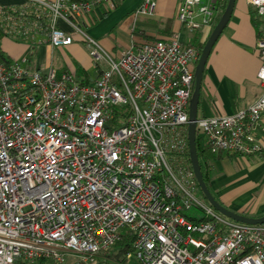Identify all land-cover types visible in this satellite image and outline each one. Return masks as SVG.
<instances>
[{
    "label": "built area",
    "instance_id": "obj_1",
    "mask_svg": "<svg viewBox=\"0 0 264 264\" xmlns=\"http://www.w3.org/2000/svg\"><path fill=\"white\" fill-rule=\"evenodd\" d=\"M247 1L261 22V91L231 114L196 119L195 134L213 155L262 150L252 131L264 114V0ZM154 6L141 0L134 14L151 15ZM19 7L0 10L4 35L44 37L53 48L78 32L97 74L80 84L71 71L0 55V264H93L124 230L132 236L124 258L136 264H264V224L232 221L196 198L186 126L197 48L174 36L113 58L82 28L114 0ZM214 11L212 0H181L175 18L198 30Z\"/></svg>",
    "mask_w": 264,
    "mask_h": 264
},
{
    "label": "crops",
    "instance_id": "obj_2",
    "mask_svg": "<svg viewBox=\"0 0 264 264\" xmlns=\"http://www.w3.org/2000/svg\"><path fill=\"white\" fill-rule=\"evenodd\" d=\"M151 15H135L141 0H114V8H94L86 18L88 36L94 38L113 58L128 47L147 40L177 37L181 43L205 41L219 7L208 27L188 31L176 20L181 0H154ZM24 0H0V6H20ZM209 2L205 0L204 3ZM106 12L105 14H103ZM63 29L67 27L59 23ZM261 27L254 8L247 0H234L230 17L215 40L202 72L197 118L231 114L251 103L261 91L256 72L261 65L256 52V37ZM12 36V35H11ZM3 37V36H2ZM0 38V52L5 60L18 61L28 68L53 67L46 63L44 53L51 48L42 37L29 41ZM65 51L79 57V47L72 42ZM58 73L66 67H53ZM86 75V71L82 69ZM89 77V82L95 78ZM262 146L260 153L247 157L219 153L208 161L209 190L226 209L257 218L264 214V114L252 131ZM203 161V160H202ZM103 254L97 262L103 261ZM104 262V261H103Z\"/></svg>",
    "mask_w": 264,
    "mask_h": 264
},
{
    "label": "water",
    "instance_id": "obj_3",
    "mask_svg": "<svg viewBox=\"0 0 264 264\" xmlns=\"http://www.w3.org/2000/svg\"><path fill=\"white\" fill-rule=\"evenodd\" d=\"M233 3L234 0L226 1L224 9L221 12L220 16L218 17L216 23L211 28L208 36L206 37L204 44L200 50L199 56L194 65L193 87L188 100V109H187L186 138H187L188 159L198 189L202 194L203 198L205 199V201L208 203V205L212 207V209H214L222 216L235 222L262 225L264 224V214L257 218L247 217L226 209L223 205H221L218 201H216V199L212 196V194L210 193V191L208 190V188L206 187L203 181L200 165L196 153V146H195V132H196L195 121L197 119V105H198L202 72L204 69L206 59L209 55V52L215 40L221 33L222 29L224 28L230 17Z\"/></svg>",
    "mask_w": 264,
    "mask_h": 264
},
{
    "label": "rangeland",
    "instance_id": "obj_4",
    "mask_svg": "<svg viewBox=\"0 0 264 264\" xmlns=\"http://www.w3.org/2000/svg\"><path fill=\"white\" fill-rule=\"evenodd\" d=\"M205 0H200V3H204ZM197 8V7H196ZM82 32L87 34L86 28H82ZM88 35V34H87ZM2 38H7L12 40L11 35H5ZM74 44H77L79 47V57L72 56L67 51H65L64 47H53L51 48V53L49 50H47L44 55L46 57V63H49L53 67H66L69 71L72 73L75 72L77 69H84L89 77L94 76L95 68L93 66V62L91 58L89 57L87 53V49L82 42V36L77 32L73 34V41ZM196 198L203 204L208 205V203L205 201L203 196L201 195L200 191L197 190L196 192ZM188 215H194L196 217H200L202 215V212L198 209H191L189 211L185 212ZM109 255L104 256L105 259L103 261L97 262V258L93 262V264H136L134 259L130 256L127 258H124V260L121 258V256H118L119 259H117V254H115L114 249L110 248L107 250ZM115 254V255H114ZM102 255V254H101ZM102 256V257H103ZM119 260V261H118Z\"/></svg>",
    "mask_w": 264,
    "mask_h": 264
},
{
    "label": "trees",
    "instance_id": "obj_5",
    "mask_svg": "<svg viewBox=\"0 0 264 264\" xmlns=\"http://www.w3.org/2000/svg\"><path fill=\"white\" fill-rule=\"evenodd\" d=\"M226 1L227 0H215V3L219 7V12H218V14L214 20L213 25L216 23L218 17L220 16L221 12L223 11L225 4H226ZM19 8H20L19 6H15V7H11V6H2L1 7L0 6V10L5 11V12L11 11V10H14V12H18ZM105 13L106 12H104L103 14H105ZM41 24L45 25V22H41ZM213 25H212V27H213ZM2 36H5V35L2 32V29L0 28V38ZM14 37L16 39L18 38V39L24 40L18 36H14ZM190 43L193 44L197 48L198 56H199V53H200V50L204 44V41L201 43H198L197 39L194 38L193 42L191 41ZM0 55H1V52H0ZM1 58L4 59L2 55H1ZM63 71H69V70L64 69ZM73 75L80 84H87L89 82V76L86 75L82 69L75 70V72H73ZM199 139H200L199 136L197 134H195V146H196V153H197V157H198V161H199V165H200V170H201L203 181L209 190L208 161L211 158H213L214 155L209 153L206 146H203L200 144ZM258 153H260V152H258ZM131 240H132L131 234H129L126 230L122 231V233L120 234V239L118 241H116L114 243V245L111 247L112 249H114L115 254H117V257H116L117 259H119L118 256H121V258L124 260V255L131 250V247H130L131 246ZM107 253H108V251H105V252H103V255H105V256L109 255Z\"/></svg>",
    "mask_w": 264,
    "mask_h": 264
}]
</instances>
